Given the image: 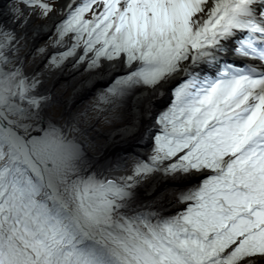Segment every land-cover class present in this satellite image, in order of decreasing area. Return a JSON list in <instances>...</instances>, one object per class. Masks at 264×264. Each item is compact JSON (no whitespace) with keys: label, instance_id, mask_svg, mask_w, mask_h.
<instances>
[{"label":"snow or ice","instance_id":"1","mask_svg":"<svg viewBox=\"0 0 264 264\" xmlns=\"http://www.w3.org/2000/svg\"><path fill=\"white\" fill-rule=\"evenodd\" d=\"M47 15L44 0H19ZM72 0L57 25L73 43L122 60L115 94L153 87L177 72L157 117L153 155L126 180L81 175L62 131L29 133L39 116L0 36V264H257L264 257V0ZM93 5L99 10L93 11ZM19 11V9H15ZM92 11L91 19H85ZM23 13H21L22 15ZM259 61L236 62L228 53ZM79 62V61H78ZM199 177L177 195L174 216L125 211L134 177Z\"/></svg>","mask_w":264,"mask_h":264},{"label":"bare ground","instance_id":"2","mask_svg":"<svg viewBox=\"0 0 264 264\" xmlns=\"http://www.w3.org/2000/svg\"><path fill=\"white\" fill-rule=\"evenodd\" d=\"M45 1L51 3L47 17L19 8L17 0H0V31L12 37L3 49L9 59L6 67L19 70L29 84H34L32 94L42 98L39 116L31 121L29 133L43 135L55 127L77 147L81 175L126 180L133 175L137 162H144L153 153L157 117L170 106L172 88L181 73L153 87L136 86L130 92L115 94L109 89L115 86L118 75L128 71L122 60L101 58L96 67L90 68L92 53L81 61L79 57L85 54L75 49L54 64L51 56L62 48L54 31L66 17L72 0ZM211 5L212 0H207L205 11ZM17 8L19 11H15ZM98 10L95 5L93 11ZM3 39L0 36V41ZM227 58L236 60L237 56L229 52ZM238 59L255 62L247 57ZM79 111L88 116L86 122L78 121L80 125L72 118ZM93 113L95 117H91ZM198 183L195 174L186 177L156 172L134 177L129 202L135 207L125 211L155 209L163 216H174L184 207L177 200L178 193ZM253 259L264 264V257Z\"/></svg>","mask_w":264,"mask_h":264},{"label":"rangeland","instance_id":"3","mask_svg":"<svg viewBox=\"0 0 264 264\" xmlns=\"http://www.w3.org/2000/svg\"><path fill=\"white\" fill-rule=\"evenodd\" d=\"M18 1V7L19 8H21V9H26V10H28L30 13H35V14H37V15H39V16H46L47 17V15H43L42 14V12H41V10L40 9H38V8H33V7H28V6H26V5H24V4H22V3H20L19 2V0H17ZM44 2L45 3H48V2H46L45 0H44ZM49 5H51V3H48ZM95 5H93V7H94ZM91 16H92V11H88V12H86L85 13V15H84V18L85 19H91ZM66 18V17H65ZM64 18V19H65ZM63 19V20H64ZM54 38H56V39H59L60 40V37H59V35H58V28H56L55 29V31H54ZM72 33H68L67 35H65L64 37H63V40L61 41L62 42V48H61V52H63V51H65L66 49H68L69 47H70V45L73 43V40H72ZM76 49H78V50H82L83 51V43H82V41H81V43H80V45L76 48ZM17 57H18V54L16 55V58L15 59H17ZM22 57V56H21ZM57 59H60L59 57H57ZM84 111V110H83ZM74 115V116H73ZM82 115V116H81ZM91 117H95V113H93V115L91 116ZM72 118H73V121H75L78 125H80V123H78V121L80 120L81 122H86V120L88 119V116H87V113H83L82 111H79V113L78 114H72ZM75 118V119H74ZM76 118H77V120H76ZM151 155H153V153H151L150 155H149V157L151 156Z\"/></svg>","mask_w":264,"mask_h":264}]
</instances>
